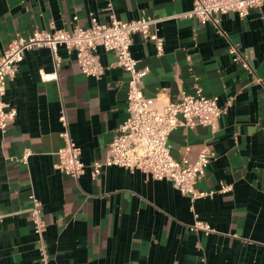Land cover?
I'll return each mask as SVG.
<instances>
[{
	"label": "crops",
	"instance_id": "obj_1",
	"mask_svg": "<svg viewBox=\"0 0 264 264\" xmlns=\"http://www.w3.org/2000/svg\"><path fill=\"white\" fill-rule=\"evenodd\" d=\"M191 5L192 0H0V56L17 35L105 23L112 11L123 21L163 18V54L141 34L133 35L132 54L140 68L149 67L146 97L158 104L177 99L181 90H192L193 73L204 94L225 107L215 130L178 126L167 139L172 157L185 164L203 146L213 152L194 184L212 195L191 200L167 180L120 166H105L93 179L91 165L105 160L128 117L129 72L103 47L101 77L83 73L75 52L64 46L57 70L48 47L26 51L5 95L17 115L0 131V210L7 214L0 227V264H264V3L244 18L221 15L216 26L171 18ZM232 44L248 69L231 60ZM54 71L57 79L42 78ZM63 109L87 165L78 179L55 167L64 144ZM25 150L31 151L27 163L20 160ZM221 184L231 189L218 192ZM32 193L47 224L42 240L25 211ZM196 220L213 231L190 230Z\"/></svg>",
	"mask_w": 264,
	"mask_h": 264
},
{
	"label": "built area",
	"instance_id": "obj_2",
	"mask_svg": "<svg viewBox=\"0 0 264 264\" xmlns=\"http://www.w3.org/2000/svg\"><path fill=\"white\" fill-rule=\"evenodd\" d=\"M263 3L264 0H192L189 10L173 14L171 18H195L200 24L212 23L216 26L221 15L231 12L244 18L252 8ZM109 8L112 9L111 4ZM162 19L141 16L123 21L112 11L110 20L105 23L93 20L87 27L75 26L72 30L36 29L27 36L17 35L0 56V131L5 133L9 123L17 115V109L5 100V95L8 82L14 79L26 51L36 47H48L57 70L61 64L59 47L64 46L68 52H75L76 61L83 73L101 77L106 67L101 63L98 48L103 47L106 51L114 53L115 64L130 74L127 91L128 117L116 129L105 160L91 165L92 178L95 179L105 166H120L131 171L141 170L156 180H167L191 200L212 195L215 191H199L194 184L196 178L204 174L213 152L203 146L196 160L185 164L172 157L167 139L169 133L178 126L203 125L215 130L225 107L220 106L215 98L204 94L197 76L193 73L191 91L181 90L177 99L167 100L163 104L153 102L144 93V79L149 67L140 68L138 58L134 57L131 51L133 35L141 34L145 40L154 43L158 55L163 54V37L158 33V23ZM227 51L234 63L245 69L249 68L236 45H230ZM42 78L57 79V71L44 74ZM257 80L263 82L262 78ZM60 121L63 126L60 135L64 144L57 152L59 159L55 167L62 173L78 179L85 172L87 165L81 160L80 150L70 134L64 109ZM30 154V150H25L20 160L27 163ZM229 189L230 185L221 184L218 192L224 193ZM30 199L31 205L25 211L30 214L34 231L42 240L47 225L42 213V202L34 193L30 195ZM6 216L7 214L0 210V227ZM189 228L205 233L213 231L208 223L199 220Z\"/></svg>",
	"mask_w": 264,
	"mask_h": 264
}]
</instances>
